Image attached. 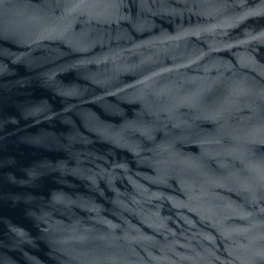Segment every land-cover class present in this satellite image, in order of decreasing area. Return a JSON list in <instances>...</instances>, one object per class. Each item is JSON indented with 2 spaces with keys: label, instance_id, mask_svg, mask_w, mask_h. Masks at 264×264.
Listing matches in <instances>:
<instances>
[{
  "label": "water",
  "instance_id": "water-1",
  "mask_svg": "<svg viewBox=\"0 0 264 264\" xmlns=\"http://www.w3.org/2000/svg\"><path fill=\"white\" fill-rule=\"evenodd\" d=\"M0 264H264V0H0Z\"/></svg>",
  "mask_w": 264,
  "mask_h": 264
}]
</instances>
